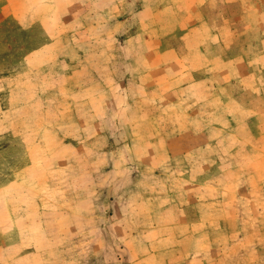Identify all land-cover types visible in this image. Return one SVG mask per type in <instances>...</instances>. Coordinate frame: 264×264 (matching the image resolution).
<instances>
[{"label":"rangeland","instance_id":"1","mask_svg":"<svg viewBox=\"0 0 264 264\" xmlns=\"http://www.w3.org/2000/svg\"><path fill=\"white\" fill-rule=\"evenodd\" d=\"M253 5L0 0V264H264V71L245 109L143 73Z\"/></svg>","mask_w":264,"mask_h":264},{"label":"crops","instance_id":"2","mask_svg":"<svg viewBox=\"0 0 264 264\" xmlns=\"http://www.w3.org/2000/svg\"><path fill=\"white\" fill-rule=\"evenodd\" d=\"M242 4L244 6V3ZM237 5L238 3L234 2L230 8L232 9ZM252 10L261 12V16H264V7L260 5L247 6L244 15L249 16V12ZM231 17L230 22H223L217 27L207 22L208 28L219 35L220 39L218 41L213 40L212 34L208 35L204 21L200 20L193 26L182 28L183 31L179 35H174L175 40L171 41L174 42L171 47L180 44L183 48L167 49L166 52L169 57H155V59L151 58L150 61L149 57L151 71L146 70L143 73H146L145 76L152 75V78L162 79L161 82L168 86L170 93L192 94L193 90L202 89L209 101L213 97L214 89L217 87L220 88V93L225 90L228 99L231 100H228L230 102L224 106L216 99L217 108L223 109L225 107L227 109L230 106L240 109L248 108L247 102H244V95H247L246 100H248L251 98L248 97L249 95L258 92L254 88L252 89L249 83H251V79L255 78L256 73L258 75L264 71V30L254 26L249 27V24H245V29H242V32L239 33L235 25L236 22L233 21L234 16ZM224 18L227 17L224 16ZM237 19H239V16H237ZM250 37L252 41H242ZM227 50H231L232 54L225 55ZM157 68L158 70L154 72V69ZM240 80L243 84H246V87L241 92L237 91L236 93L239 96L235 97L232 95L235 90L234 85ZM154 83L158 84L160 82L154 81ZM163 88L161 87V89ZM156 90H160L159 86ZM259 92L263 94L264 89ZM225 99L227 98L225 97ZM189 100L182 101L181 106L187 107L186 105L190 104ZM170 105H173V103H170ZM158 106L156 105L153 108L158 111ZM209 107L208 104L206 109H209ZM211 114L213 112L209 115ZM157 124L158 122L154 125Z\"/></svg>","mask_w":264,"mask_h":264}]
</instances>
